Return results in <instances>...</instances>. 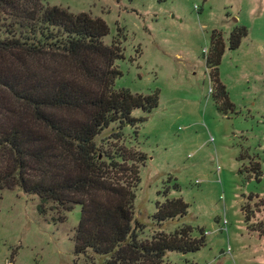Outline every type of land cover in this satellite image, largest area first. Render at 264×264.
Instances as JSON below:
<instances>
[{"label":"rangeland","instance_id":"1","mask_svg":"<svg viewBox=\"0 0 264 264\" xmlns=\"http://www.w3.org/2000/svg\"><path fill=\"white\" fill-rule=\"evenodd\" d=\"M43 4L102 19L109 30L103 42L123 54L114 89L158 94L151 112H132L136 125L113 124L95 138L103 153L125 149L146 158L128 163L139 169L133 213L144 227L140 238L187 225L195 238L203 231L204 247L168 252L164 264H264V0ZM240 27L247 34L231 49ZM218 39L223 51L212 70L207 59L215 58ZM215 79L230 105L217 98ZM173 198L188 204L187 214L158 225L157 204ZM39 203L19 189L0 190V264H89L73 252L81 207L49 203L41 215Z\"/></svg>","mask_w":264,"mask_h":264},{"label":"trees","instance_id":"2","mask_svg":"<svg viewBox=\"0 0 264 264\" xmlns=\"http://www.w3.org/2000/svg\"><path fill=\"white\" fill-rule=\"evenodd\" d=\"M43 2L0 0V190L37 196L41 215L49 203L65 211L80 206L73 252L89 264H164L168 252L200 251L203 231L195 238L187 225L140 238L144 227L133 213L139 169L128 163L146 158L125 149L103 153L95 145L110 125H136L132 112H151L158 94L115 90L121 75L115 62L123 54L118 44L103 42L106 23ZM246 34L236 28L230 48ZM213 45L217 53L207 65L217 70L223 42ZM214 83L217 98L230 105L225 87ZM156 208L153 218L161 225L183 218L188 204L173 198Z\"/></svg>","mask_w":264,"mask_h":264}]
</instances>
